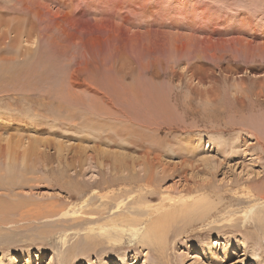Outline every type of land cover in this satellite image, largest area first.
<instances>
[{"label": "rangeland", "instance_id": "1", "mask_svg": "<svg viewBox=\"0 0 264 264\" xmlns=\"http://www.w3.org/2000/svg\"><path fill=\"white\" fill-rule=\"evenodd\" d=\"M76 1L73 6L78 5ZM149 1L146 7L156 10L124 21L128 27L137 19L140 30L154 35L160 27L163 30L159 31L170 32L171 40H176L175 31L190 36L199 29L196 24H203L199 13H193L196 9L221 22L223 35L239 18L254 21L257 30L264 31V0H184L187 5L182 0L178 5L179 0ZM0 2V11L10 14L8 0ZM110 2L103 0V13L119 21L108 9ZM91 11L100 17L96 8ZM21 19H25L23 27L32 21L28 13ZM106 34L104 31L103 36ZM58 35L55 40L61 46L49 44L45 38L31 45L23 38L21 46L9 47L12 43L7 41L0 47V66L36 63L31 85L16 95L0 85V146L4 153L10 149L29 152V165L23 171L13 164L12 173L4 172L8 165L0 162V181L12 178L16 187L12 192L0 188V198L13 199L19 192L31 210L24 218L0 216V264H264V204L248 197L260 192L264 181V112L249 111L251 102L258 101L255 76L247 78V107H241L233 98L240 78L234 72L206 66L207 72H213L214 82L197 85L198 91H194L186 65H169L165 59L162 67L153 68L158 74L144 75L135 59L132 62L130 57L126 63L113 56L116 67L108 70L109 64L103 62V74L97 78L103 91V100H97L84 93V87L71 92L69 75L86 59L79 58V49ZM22 48L30 51L25 53ZM109 48L103 45V58ZM232 52L228 48L219 53L224 59L222 69L229 61L238 72L250 61L234 59ZM166 56L178 58L169 52ZM191 56L189 52L179 58ZM49 61L54 65L52 75ZM201 62L206 64L204 59ZM171 64L174 70L169 73ZM195 68L200 71L199 66ZM259 73L264 81V70ZM18 82L21 86L20 78ZM139 83L145 86L140 88ZM137 91L144 99L135 100L133 92ZM258 103L264 107V101ZM99 109L102 114L96 116ZM20 178L26 180L20 183ZM76 182L92 186L90 192L75 197L81 195L72 187ZM108 182L115 185L105 186ZM141 202L151 207L144 209L148 214L161 204L174 211L172 218L163 221L161 242L147 247L126 236L118 248L103 244L105 236L97 237L98 227L116 216L115 212L127 213L129 209L124 208ZM51 207L60 211L51 219L32 216ZM89 229L94 230L93 237L85 236Z\"/></svg>", "mask_w": 264, "mask_h": 264}, {"label": "bare ground", "instance_id": "2", "mask_svg": "<svg viewBox=\"0 0 264 264\" xmlns=\"http://www.w3.org/2000/svg\"><path fill=\"white\" fill-rule=\"evenodd\" d=\"M180 1L181 0L177 2V5ZM72 2L73 0H8V3H10V7H6V9L8 10L10 8V11H11L10 14L3 13L0 11V47L5 46L7 41H10L12 43L11 45H9V47L21 46L22 44L21 40L23 38H25L24 42L31 41L30 43L31 45L34 42L38 40H42L44 38L49 41V42L47 41L49 44L59 45L55 40V34L58 33L59 34L58 36H61L63 38V41L68 40L72 43V45H74L73 47H77L79 49L80 52H77L80 56L79 58L83 56L84 59H86L85 62L81 64L80 68H76L69 75L68 86L72 90L70 91L74 93L76 92L75 88L84 87L85 89H83V92L86 94H89L90 96H92L93 98L97 100H103V91L100 89L102 87L99 85L97 78L101 74H103V62H107L109 64L108 70H111L114 67H116V64H114L112 60L113 56H115L117 60L126 61V63L130 57H131L132 62H133V59H135L136 62H139L138 66L139 68H141L140 71L143 72L144 75H148L152 73L158 74L157 71L153 72L154 71L153 68L155 66L162 67L165 59L169 62V65L172 62L174 65L176 64L177 66L186 65L188 68L187 76H190L189 77L190 83L194 79L192 83H195L196 85L195 87H192V83L190 85L191 87L190 89H193L194 91H198L197 85L203 86L207 84L209 86L210 83L214 82V79H215L214 74L213 72H207L206 66L219 68L221 72L227 73V74L228 73L231 74V72H234L240 78H239V81L235 85L238 88V92L236 93V97L233 95V98L234 100H237L240 103L241 107H244L247 105L245 102V100L248 99L245 93L247 90L246 81H247V78H249L250 75H252V77L255 76V78L253 77V80L255 81V83L258 84V90L255 93V99L258 101H255L257 103H254V104L253 102H251L253 105L251 104L249 111L254 112V113L264 112V107H262L261 103H258V102L264 101V100H261V97H264V81L259 78L261 77V74H262L259 72L264 70V31H261V30L258 31L257 28L259 27V25L254 23V21H251V20L247 21V20L240 19V18L236 19L234 21V25L232 24L233 28H231L230 30L228 29L227 32L229 33L227 35H223L220 31L221 29L220 27H223V25L220 24L221 22L217 23L216 21H213L214 19L210 20L205 16L206 14H203L202 10H196L192 8L194 9L193 13L195 14L199 13V17L203 21V24L202 25L194 24L195 27L199 26V29L197 30L196 28L195 30L194 27H191L195 30V32L194 34L190 36H186L185 34L179 33V31H175L178 33H173V34L175 35V37L177 36V38L176 40L174 39L171 40L173 35L168 31H159L160 27L156 31H153L155 29H152V31L154 32V35L153 34L150 35L148 30L143 31L142 29L140 30L138 28L140 27L139 25L140 23L138 22L139 20L137 19L135 20V24L132 27H128L129 23L125 24L124 21L130 22L134 16H137V17L142 16L141 15L142 12L146 14L150 12L151 10L153 11L156 10L154 7L152 8L146 7V5L150 2L149 0H132L129 3L123 2L122 0H111V2L108 5L109 6L108 9L113 14H117L119 16V21H116L114 18L108 17L106 14L103 13V0L101 1L77 0L76 3L78 5L74 4L75 6L72 5ZM197 3L198 2H196V4ZM183 4L179 7L182 8ZM185 4L187 5V3ZM92 8L94 9L96 8L97 12L100 15L99 18H96V15L94 16L95 13L91 11ZM188 10L191 11L190 9ZM24 13H28L32 17V21L29 24H27L26 27H23V23H25V19L24 20L21 19ZM156 21H157V18H156ZM159 21L161 22L163 20L159 19ZM162 24H165V23H162ZM247 24L248 26H245ZM155 27L156 26H154V28ZM163 27L164 29H166L164 25ZM160 30H163V29H160ZM36 31L38 33H36ZM104 31H106L107 36H103ZM197 32H200V35H197ZM91 34H92V37H89ZM111 37H114L113 41H111ZM103 45L110 46L108 56L104 58H103ZM228 48L236 54L234 59H237L239 57L242 59V62L244 61H250V62L246 64L245 66L241 67V69H237L238 70L237 72L235 71V69H232L230 67V65L228 64L229 61H227L226 62L227 65L225 66V69L223 70L222 62L224 61V59L222 55L219 56V53L224 52ZM22 50H24L25 53L30 51L25 48H22ZM167 52L174 55V57L178 56V58L173 59V60L169 59V57L166 56ZM189 52L192 53L191 57H187L185 59H182V57L179 58V56L188 54ZM80 53H82V55ZM0 55H3V50H0ZM41 56L45 58V55H40V57ZM4 57H1V60H3ZM201 59H204L206 61V64L201 62ZM39 61L46 62L45 59H39ZM108 61H111V62H108ZM251 62H256L257 63L256 66H254L255 64L252 65ZM91 63H95V65H91ZM35 64L36 63L31 62L30 64H27L26 66H20V67L14 66L15 68L7 67V66H0V85L3 86L5 90H10L14 94L16 92L19 93L20 90H23L24 88H27L28 86L31 85L30 82L34 76L33 68ZM48 64H49V72L52 75L51 72L53 71L54 65L50 61ZM196 66H199L198 69H200V71H198L195 68ZM91 68H94V69H91ZM193 68H195L196 71H194ZM173 70H174V66L171 64V66H169L168 68V72L171 73ZM82 72H85L83 76H82ZM166 74L167 73H165V75ZM175 74H176L175 72L172 73V75H175ZM19 78L21 79L22 87L20 86L18 82ZM142 84L143 83H139L140 88H142L140 86ZM142 86L144 87L145 85H142ZM211 90H212V87H210V92ZM132 91H134V89ZM0 94H2V91L0 92ZM133 94L135 96V100H139L141 98L144 99L140 91H137V94L133 92ZM170 94H173V93H170ZM110 100L111 99H109V101ZM229 108L230 107H228V109ZM99 110L100 112L96 116H99V115L101 116L103 110L102 109H99ZM103 117H100V118L103 119ZM120 119H123V118L121 117ZM262 120H264V118ZM25 150L28 151V149H25ZM25 150L19 153L17 152L18 150H16V152L15 151L12 152L10 149L9 151L4 153L3 147L0 146V162L2 164L7 163L8 165V167L6 168L4 172L9 171L10 173H12L13 168H10V166L13 164H16V166L18 165L21 171H23L25 168L27 169L29 165V158H28L29 152H25ZM125 167H127V165H125ZM143 171H145L144 168H143ZM119 172L121 174L122 171H119ZM110 173H112V171ZM115 173H116L115 175L123 177L120 174H118V172H115ZM8 177H11V176H8ZM149 177L152 178L153 174L149 175ZM25 180L26 179H23L22 181H25ZM19 181H21V178ZM19 181L17 180V182ZM22 181L20 183H23ZM0 182H4V181L1 180ZM12 182H13L12 178H10L8 181H6V183L4 182L5 184L2 183L0 185L1 186L0 188H3V190H7L6 192L10 190L13 191L16 187ZM131 182L132 181L130 179L128 181V184H131ZM23 185L24 184H22L21 186ZM114 185H115V182H108L106 183L105 186H114ZM100 186L103 187V184L97 187H100ZM72 187L74 189H77L81 193L80 196H75V197H81V198L85 196L86 194H88L91 190L90 188H92V186H86V187L81 186L77 182L76 184H73ZM106 188H109V187H106ZM93 190L96 191V189H93ZM248 197L252 198L254 201L263 202L264 204V181H263L262 190L260 192L258 191L253 192ZM166 200L167 199H165L164 201ZM26 203L27 202H25V199L21 196L19 192H16V198H13V199L0 198V216L4 218H8L6 216V214H8L10 215V218H24L26 214H29V212L31 211L27 209L28 205ZM119 203L120 202H118L117 204ZM173 205L175 206V204ZM169 206L162 205V204L159 207L154 206L155 208H153V212L152 213L149 212L148 214L146 210L144 209L150 210L151 207L146 206L145 203L141 202L138 204L137 207L124 208V209H129L127 210V213H124L123 211H117L115 212L116 216L108 218L106 222H103L98 227L99 233L97 234V237L100 238L102 236H105V240L103 241L102 239V242L103 244H107V246L110 249L118 248L122 244V241L124 237L126 236H129L131 239L137 238V241L139 243H142L143 246H147V247L157 246V244L161 242V232H162L161 227H162L164 219L169 218V217L172 218L173 216L172 215L173 210L171 211L170 210L171 206L170 207ZM130 209L133 212L130 211ZM59 213L60 211L54 210V208L51 207L47 209L45 213H41L37 211L32 216L36 218H42V219H51L57 216ZM93 232H94L93 229H89L88 233L85 234V236L93 237L91 236ZM92 245L94 246V241H92ZM158 247L160 248L161 246L158 245ZM153 250L154 249H152L151 251L153 252ZM149 251H150V248H149Z\"/></svg>", "mask_w": 264, "mask_h": 264}]
</instances>
